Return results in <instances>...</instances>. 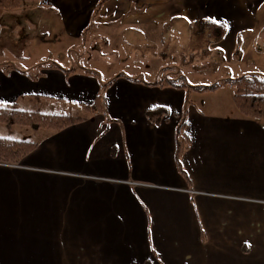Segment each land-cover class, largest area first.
Instances as JSON below:
<instances>
[{
	"label": "crops",
	"instance_id": "1",
	"mask_svg": "<svg viewBox=\"0 0 264 264\" xmlns=\"http://www.w3.org/2000/svg\"><path fill=\"white\" fill-rule=\"evenodd\" d=\"M99 2L0 9V32L52 34L48 45L67 56L75 46L105 58L120 41L119 52L177 57L181 79L208 65L220 83L264 77V0ZM208 21L226 27L220 40L202 28ZM23 50H0V106L84 121L32 128L36 148L18 165L0 164V264H264V122L239 111L231 85L200 92L141 80L143 69L107 78L65 56L26 64ZM162 81L183 87L154 85ZM99 95L105 113L86 108ZM157 107L171 114L154 125L145 112ZM181 116L190 182L175 162Z\"/></svg>",
	"mask_w": 264,
	"mask_h": 264
},
{
	"label": "trees",
	"instance_id": "2",
	"mask_svg": "<svg viewBox=\"0 0 264 264\" xmlns=\"http://www.w3.org/2000/svg\"><path fill=\"white\" fill-rule=\"evenodd\" d=\"M105 1L106 0H100L97 9H99ZM29 2L45 5L44 0H0V9L16 10L22 8ZM205 29L210 32V35L215 40H220L226 33V27L224 25L210 21L206 22ZM222 84H229L234 88V103L244 116L264 122V77L256 75L241 76L239 78L227 79L222 83L211 86L189 87L200 92H205L217 90ZM154 85L183 87L177 86L169 81H162ZM106 87L107 85L104 86V90ZM86 108L92 112L105 113L104 95L97 96L94 104ZM170 114V111L163 107L148 109L145 112L147 120L154 125L162 123ZM83 121L84 119L79 117L24 111L14 106H0V123L8 127L24 126L33 129L62 130ZM185 130L186 120L184 116H181L176 128L175 162L179 172L190 182V178L184 171L181 162L182 155L188 147ZM35 148L36 144L34 142L0 137V164L18 165L24 157L30 154Z\"/></svg>",
	"mask_w": 264,
	"mask_h": 264
},
{
	"label": "rangeland",
	"instance_id": "3",
	"mask_svg": "<svg viewBox=\"0 0 264 264\" xmlns=\"http://www.w3.org/2000/svg\"><path fill=\"white\" fill-rule=\"evenodd\" d=\"M38 16L41 17L44 23L47 22L48 16L46 12L45 14L41 12V14ZM202 28L205 29L204 26ZM33 36L35 35L34 34L19 35L18 33H14L12 31V28L7 26L3 33L0 32V50H3V48L6 46V49H10V50L15 49L18 50L20 53V51L24 48L23 54L25 55L26 58L25 59L26 64L32 63V61L36 60L37 58L48 60L50 56L52 60L61 61L62 60L61 58L65 56V58L72 59L71 63L76 68L87 67L90 70H94L97 74H102V76H106L107 78L108 77L112 78L118 74H127V75L133 74L132 71H135L136 69H143V72H141V77H140L141 80L154 81V80H162V79H175L177 83L183 81L182 83L186 82L188 84L203 85V86L220 83L219 82L220 73H216L215 71L210 70L211 67L209 65L207 66V68L202 69L200 72L184 71L182 73L183 78L181 79L180 77L174 74V72L178 71L179 69V66H175L174 64L177 61V57L162 58L161 56H149V55L142 56L141 54L138 53L137 55L136 54L130 55V51H128V49H124L122 52H119L120 41H116L119 47L116 46L114 47L113 50L111 49L112 52L111 54H108L109 49L106 50L107 56L105 58H102L101 54L95 53V50L81 51L75 46H73L72 48L73 53L72 54L70 53V55L67 56L63 51L64 49L60 50L61 47L59 46H57V49H55V51L52 50V48L55 47L56 44H54L53 46L48 45V43H50V40L52 39V34L45 35L42 41H38L40 39H37L36 37ZM138 37L139 38L142 37L140 35V32H138ZM36 42L37 43L39 42V44L36 45L35 44ZM34 47L38 51H36ZM2 56L0 53V61ZM12 56L14 55L11 54V57ZM171 59H173V62L169 61ZM161 61L164 62L165 65H162ZM162 67H171L172 74L171 73L163 74V72L166 71L167 68H165L162 73L159 72L158 69ZM37 108H40V110H49V111L51 109L58 110L56 112H65L64 110H68V112H73L75 114L86 113V111L83 110L82 108L79 109L76 106H69L64 104H55L54 106H50V104L48 103H41L40 105H38ZM33 131L34 130H32V128L30 127L13 126L12 128H9L7 125L0 123V137L8 136L9 138H19L29 141L32 140L33 136L35 135Z\"/></svg>",
	"mask_w": 264,
	"mask_h": 264
}]
</instances>
